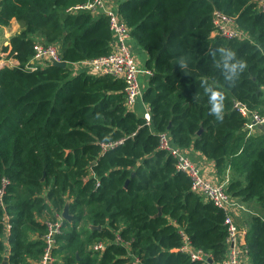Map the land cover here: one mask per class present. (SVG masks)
<instances>
[{"label":"trees","instance_id":"trees-1","mask_svg":"<svg viewBox=\"0 0 264 264\" xmlns=\"http://www.w3.org/2000/svg\"><path fill=\"white\" fill-rule=\"evenodd\" d=\"M85 1L0 0V26L20 24L1 48L18 63L0 67V262L35 264L44 218L67 206L55 264H127L116 235L141 264H206L176 250L184 237L220 263L224 213L191 189L189 176L158 149L157 133L213 161L217 174L233 167L239 178L226 192L264 210V128L247 135L233 108L239 100L264 112V13L257 0H115L146 53V125L125 105L122 79L70 67L110 52L105 16L66 11ZM214 9L233 17L244 36L212 35ZM36 39L56 45L66 66L25 69ZM239 61L245 66L233 71ZM213 92L222 94L221 113L212 110ZM99 240L102 252L91 247ZM244 240L249 264H264L263 217H252Z\"/></svg>","mask_w":264,"mask_h":264},{"label":"built area","instance_id":"built-area-1","mask_svg":"<svg viewBox=\"0 0 264 264\" xmlns=\"http://www.w3.org/2000/svg\"><path fill=\"white\" fill-rule=\"evenodd\" d=\"M257 6L259 11L264 13V0H257ZM78 9L89 10L94 15H102L107 18L112 36L110 52L98 57L72 62L70 67L74 71L84 70L92 75H107L122 79L124 82L125 105L128 109L134 110L137 102H140L142 105L140 115L144 118L145 124L150 125V108L142 101L146 82L141 79V76L148 78L150 72L139 65L133 53V41L130 36V30L118 13L117 2L115 0H86L83 3L68 7L66 11L74 12ZM212 24V35L219 34L225 38H240L244 36V33L236 27L234 18L219 10H213ZM33 48V56L24 65L27 70H35L38 67L51 64L53 61L62 60L54 44L35 43ZM0 56V67L4 65L13 66L18 63L11 56L5 57L1 53ZM262 90L264 96V87ZM233 108L244 118L243 129L247 135L255 133L264 124V112L250 109L244 102L239 100L233 101ZM157 136L158 149L170 154L175 160L176 169L189 176L191 189L220 208L224 213L223 222L227 232L225 238L226 253L220 264H245V259L248 255L244 237L248 227L238 225L234 219L236 210L241 208L238 199L226 192L224 183H219L212 176H209L205 168L189 156L187 148H181L173 144L167 131H160ZM112 145L110 143L103 145V147ZM2 182L4 184L6 180L3 179ZM2 194L3 187L0 188V197ZM63 220L61 212L56 210H53L51 216L44 218L43 221L46 225V231L42 235L44 245L42 253L35 264H55L56 235L61 230ZM2 222L4 225V238H6L10 229L8 217L3 216ZM115 240L127 247V264H141L139 257L130 250L129 242L123 241L119 235H116ZM105 244V241L99 240L93 242L91 247L96 251L102 252ZM176 250L186 253L192 260H201L206 264H213V262H209V259H211L210 255L192 246L186 237H184L183 242Z\"/></svg>","mask_w":264,"mask_h":264},{"label":"crops","instance_id":"crops-1","mask_svg":"<svg viewBox=\"0 0 264 264\" xmlns=\"http://www.w3.org/2000/svg\"><path fill=\"white\" fill-rule=\"evenodd\" d=\"M9 27L10 30V35L9 37L17 33L20 30V24L15 20L12 19L10 24L7 26H0V38L2 39V34L7 33L5 30L6 27ZM8 37V38H9ZM4 45H6L7 39L3 40ZM133 47V53L139 63L140 66L144 67V60L146 58V53L141 49L139 45H137L135 42L132 43ZM141 79L144 80L147 84V77L141 76ZM134 111L140 115L142 111V105L140 102H137ZM187 152L189 156L195 160L197 163L202 165L205 168V171L209 176H212L214 180H216L219 183H224L225 185L229 183L233 179H238L239 175L238 173L234 170L233 167L228 166L226 167L221 174H217L216 169L214 167L213 161L205 158L202 154H200L198 151H195L193 148L188 147ZM238 201L241 204V208L236 210L234 214V219L236 223L240 226H247L249 227V223L251 222V219L254 215H260L261 217L264 218V210L254 201H241L238 199ZM213 264H220V263H213ZM245 264H249V259L246 257L245 259Z\"/></svg>","mask_w":264,"mask_h":264},{"label":"clouds","instance_id":"clouds-1","mask_svg":"<svg viewBox=\"0 0 264 264\" xmlns=\"http://www.w3.org/2000/svg\"><path fill=\"white\" fill-rule=\"evenodd\" d=\"M234 55V53H232ZM244 63L242 61H239L237 62L236 64H231L230 67L233 71H235V69L237 67L243 69L244 67ZM221 93L219 92H213L212 93V98H213V112H216V113H221L222 112V108H223V105H222V100L221 99H218V97H221ZM219 118V117H218Z\"/></svg>","mask_w":264,"mask_h":264},{"label":"water","instance_id":"water-1","mask_svg":"<svg viewBox=\"0 0 264 264\" xmlns=\"http://www.w3.org/2000/svg\"><path fill=\"white\" fill-rule=\"evenodd\" d=\"M51 64H52L53 66L65 67V66H66V61H64V60H61V61H53ZM261 127L264 128V124L261 125ZM61 215H62L63 219H65V220H69V219H70V215H69V213H68L67 206H64V208H63V210H62V212H61ZM96 227H97V226H96ZM209 262H212V260L209 259ZM0 264H8L7 258L4 257V258L2 259V261L0 262Z\"/></svg>","mask_w":264,"mask_h":264},{"label":"rangeland","instance_id":"rangeland-1","mask_svg":"<svg viewBox=\"0 0 264 264\" xmlns=\"http://www.w3.org/2000/svg\"><path fill=\"white\" fill-rule=\"evenodd\" d=\"M9 27L10 26H8V27H6V31H7V33L5 32V33H3L2 34V39L0 38V53H1V55L2 54H4L5 55V57H8V55H7V52H2L1 51V48H2V46L4 45V41L3 40H6L7 39V42H8V37H9V35H10V30H9ZM36 43H40L41 41L39 40V39H36ZM42 44V43H41ZM14 59V58H13ZM15 60V59H14Z\"/></svg>","mask_w":264,"mask_h":264}]
</instances>
